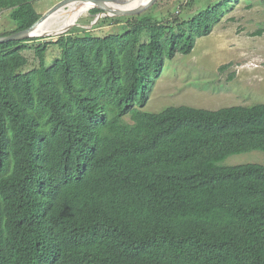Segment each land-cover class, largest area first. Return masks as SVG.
<instances>
[{
    "label": "trees",
    "instance_id": "16d2710c",
    "mask_svg": "<svg viewBox=\"0 0 264 264\" xmlns=\"http://www.w3.org/2000/svg\"><path fill=\"white\" fill-rule=\"evenodd\" d=\"M37 1L0 0V36L35 23ZM180 1L104 18L123 24L106 36L0 43V264H264V166L219 164L264 152V103L143 110L166 59L236 0Z\"/></svg>",
    "mask_w": 264,
    "mask_h": 264
},
{
    "label": "rangeland",
    "instance_id": "374dc122",
    "mask_svg": "<svg viewBox=\"0 0 264 264\" xmlns=\"http://www.w3.org/2000/svg\"><path fill=\"white\" fill-rule=\"evenodd\" d=\"M59 1L61 0H38L34 3V9L42 15ZM174 1L159 0L145 12L152 8L153 13L160 12L167 8L165 6H172ZM186 1L188 2L181 0L180 4L184 5ZM178 7L175 5L169 12L176 13ZM200 7L201 2L189 6V9L186 7L182 12L195 14ZM89 12L76 21L80 26H73L67 32L81 34V30H92L97 26L95 31L99 30L100 36H106L116 27L117 24L110 21L95 25L104 18L91 25L94 17ZM122 25L119 24L116 28L119 29ZM13 28L8 12L1 11L0 33ZM49 41L55 42L56 38H50ZM24 56L27 66L23 71L38 65L32 48H28ZM59 56V48L49 46L45 52V66L49 67ZM256 103H264V0H236L208 36L197 38L191 54H177L172 59H166L162 71L154 79L143 110L158 112L166 106L180 105L216 110ZM219 164L264 166V152L251 151L231 155Z\"/></svg>",
    "mask_w": 264,
    "mask_h": 264
},
{
    "label": "water",
    "instance_id": "95a60500",
    "mask_svg": "<svg viewBox=\"0 0 264 264\" xmlns=\"http://www.w3.org/2000/svg\"><path fill=\"white\" fill-rule=\"evenodd\" d=\"M159 0H148L145 4L138 6L132 9H118V7H110L109 4L118 2L117 0H61L52 6L48 11H46L43 15L39 17V19L33 23L30 27L18 31L16 33L10 34L8 36L0 37V43L8 42V41H22L33 38H57L64 35L71 27L80 26L77 23L67 27L64 32L60 33H48L43 35H37L36 30L39 25H41L44 21L49 19L56 11L67 7L73 3H86L90 2L93 4L92 9L99 10L98 13L94 14V21L91 23L93 25L101 18L105 17H132L138 14L145 12L148 8L154 6ZM92 15V14H89Z\"/></svg>",
    "mask_w": 264,
    "mask_h": 264
},
{
    "label": "bare ground",
    "instance_id": "6f19581e",
    "mask_svg": "<svg viewBox=\"0 0 264 264\" xmlns=\"http://www.w3.org/2000/svg\"><path fill=\"white\" fill-rule=\"evenodd\" d=\"M116 3L109 4L110 7H118V9H132L145 4L148 0H117ZM93 4L86 3H73L65 8L56 11L49 19L44 21L38 26L37 35L48 33H60L75 24L79 17L84 16L91 10Z\"/></svg>",
    "mask_w": 264,
    "mask_h": 264
},
{
    "label": "clouds",
    "instance_id": "9594fccd",
    "mask_svg": "<svg viewBox=\"0 0 264 264\" xmlns=\"http://www.w3.org/2000/svg\"><path fill=\"white\" fill-rule=\"evenodd\" d=\"M92 10H93V9H92ZM97 13H98V12H97ZM43 14H44V13H43ZM43 14H42V15H43ZM88 14H91V13L89 12ZM95 14H96V13H95ZM93 15H94V14H92L91 16H93ZM40 16H41V15H40ZM93 17H94V16H93ZM105 18H107V17H105ZM99 20H100V19H99ZM90 29H91V28H90ZM67 33H68V32H66L65 34L67 35ZM7 36H8V35H7ZM62 36H63V35H62ZM0 37H3V36H0ZM57 38H58V37H57ZM33 39H38V40H39V39L50 40V38H33ZM27 40H29V39H27ZM22 41H24V40H22ZM216 110H217V109H216Z\"/></svg>",
    "mask_w": 264,
    "mask_h": 264
}]
</instances>
